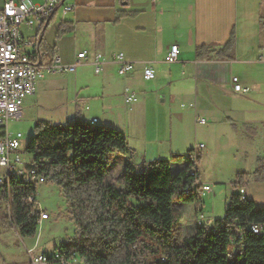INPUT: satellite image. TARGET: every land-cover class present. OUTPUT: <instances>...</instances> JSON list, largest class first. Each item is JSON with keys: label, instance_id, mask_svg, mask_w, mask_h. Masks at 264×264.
<instances>
[{"label": "crops", "instance_id": "1", "mask_svg": "<svg viewBox=\"0 0 264 264\" xmlns=\"http://www.w3.org/2000/svg\"><path fill=\"white\" fill-rule=\"evenodd\" d=\"M31 1L35 4L45 2ZM4 2L0 0V7ZM65 3L73 5L74 9L69 12L62 7L58 9L43 30L38 26L24 25L21 31L25 38L39 43L40 51L47 59L58 57L66 65L73 64L80 51H90L89 58L74 73L90 67L101 80L92 85L85 83V90L95 91L91 93L93 95L76 93L72 106L77 115L72 118L84 121L98 118L99 123L98 116L83 118L82 114L83 111H91L93 100L103 107L110 104L109 100L117 95L113 94V78L123 79L124 100L126 89L135 91L140 82L151 81L156 88V97L146 92L143 94L144 103L140 105L146 119L151 116L157 120L165 112L182 130L187 131L189 114L198 115L200 111L208 115V120L202 118L205 121L201 119L200 122L206 124L209 142L197 143L205 144L200 150L198 163L201 184L212 186L201 170L206 156L217 155V140L225 142L226 146L229 143L231 146L234 139L237 142L236 148L231 146L232 150L229 148L220 153V169L234 170L236 176L239 172L254 173L258 159L264 156V28L260 22L264 0H65ZM120 13L125 15L119 18ZM64 24L69 25L71 30L59 37V29ZM233 34L236 37L233 57H221L219 50ZM172 44L180 47L176 62L168 61ZM198 46H207L213 51L207 56L198 57ZM160 51L166 55V60L162 61ZM97 52L102 53L104 59L100 74L96 73L94 65ZM118 52H123L129 61L136 64L134 71L126 77L118 74V64L112 59L113 54ZM250 57L253 58L252 62L244 61ZM147 66L156 68V74L161 75L154 80H146L144 69ZM74 73L66 72L42 79ZM234 76L251 86L252 91L246 94L235 92ZM125 104L132 105L126 101ZM240 114L248 116L242 117ZM196 115L195 120L198 121ZM209 143L212 146L207 149ZM194 147H189L188 153ZM171 151L174 152V145ZM146 153L145 149L140 162L136 164L149 161ZM245 189L248 199L264 207V182L251 177ZM200 197L203 204L195 210V221L205 209L206 202L201 192ZM221 213L216 210L208 214L204 223L212 225L216 219L224 217L226 208Z\"/></svg>", "mask_w": 264, "mask_h": 264}, {"label": "trees", "instance_id": "2", "mask_svg": "<svg viewBox=\"0 0 264 264\" xmlns=\"http://www.w3.org/2000/svg\"><path fill=\"white\" fill-rule=\"evenodd\" d=\"M124 15L120 13L119 18ZM260 22L264 28V13ZM70 30L69 25H62L58 36ZM235 44L233 34L219 55L232 58ZM211 51L207 46L197 47L198 57ZM116 152L129 154L126 135L84 120L55 123L40 119L26 143L32 165L46 184L63 191L68 202V213L76 225L74 235L61 248L68 256L77 255L82 264H264V231L258 234L249 228L252 223L264 225V207L243 199L240 192L251 177L264 182V156L258 159L254 173L237 174L236 192L224 217L212 225L199 219L193 231L184 233L176 205L201 201L203 191L202 186H193L200 182V173L197 169L192 174L191 155L177 171L172 168L175 159L127 161L120 188L107 181ZM37 194L36 183L11 180L4 187L7 218L22 237L37 235L42 213ZM242 228L244 236L238 238ZM160 253L164 258L149 259Z\"/></svg>", "mask_w": 264, "mask_h": 264}, {"label": "rangeland", "instance_id": "3", "mask_svg": "<svg viewBox=\"0 0 264 264\" xmlns=\"http://www.w3.org/2000/svg\"><path fill=\"white\" fill-rule=\"evenodd\" d=\"M49 33L50 31H48ZM160 52L163 54L162 51ZM163 55L162 61L166 60V55ZM244 61L252 62L253 58H245ZM160 75L161 73L156 74V77L158 78ZM99 80L101 78L94 75L90 67L82 68L77 74L74 73L69 76L39 79L37 81V93L26 99L23 107V117L9 122L10 130L23 132L25 142H28L34 135L36 122L40 119L50 120L55 123L71 122L72 117L77 115L75 108L72 106L76 93L93 95L91 93L95 91L85 90L84 86L92 85L91 83ZM113 85L115 87L113 94L117 95L109 100V105L99 106L93 100L91 102V111H83L82 114L83 118H88L89 115L98 116L100 119L99 124L121 130L128 139L130 152L129 154L114 153L107 174L108 182H114L118 187L122 188L121 179L126 162L139 163L145 149L149 161L175 159L172 161V168L177 171V169L184 166L183 164L188 159L189 147H194L199 142H204L205 144L209 142L207 141L206 124L200 122L202 118L209 119L208 115H206L207 113L204 114L199 111L198 115L195 113L189 114L186 122L188 129L184 131L165 112L157 120L151 116L146 119L140 105L144 103V93L151 92L152 96L156 97V88L151 81L140 82V86H137L138 89L131 88L137 92V98L139 99L132 105H126L124 97H122V91L125 86L123 85V79L121 81L113 78ZM245 98L249 97L245 96ZM163 109L165 110L166 108L163 107ZM195 115L198 117V121L195 120ZM241 116L246 117L248 115ZM235 119L237 121V117ZM231 131L233 132V129ZM224 143L217 140L215 144L217 155L206 156L202 165L201 171L205 179L213 186V190L205 192V194L204 191H200L201 194L203 193V199L206 202L204 215L201 214L198 218L202 222L207 221L206 216L216 210L222 212L220 214L222 215L235 193L233 187V182L236 178L235 171L224 167L220 169L222 163H219V157L221 156L220 153L225 149H231V146L236 148L235 143L237 142L234 139L231 146L230 143L229 146ZM172 145H174V152L171 151ZM210 145L209 143L207 149L212 146ZM25 156L30 157L28 154H25ZM2 173L3 168L0 166V175ZM37 197L39 206L43 208L44 212L50 214V218L42 223L40 221L35 237H22L12 225L11 220L7 218L9 215V204L0 195V264H31L29 252L31 249H33L34 253L55 254L60 252L63 244L74 235L76 225L68 213V202L63 195V191L56 185L44 182L38 184ZM202 204L201 201H195L192 203L182 202L176 205V215L182 216L180 223L182 232L188 233L195 229L197 224V221H195L197 218L195 210L199 209ZM161 258H164L163 253L149 257L150 260ZM79 259L76 256L75 261H79Z\"/></svg>", "mask_w": 264, "mask_h": 264}, {"label": "built area", "instance_id": "4", "mask_svg": "<svg viewBox=\"0 0 264 264\" xmlns=\"http://www.w3.org/2000/svg\"><path fill=\"white\" fill-rule=\"evenodd\" d=\"M61 7L65 12L74 9V6L66 4L65 0H45L42 4H35L31 0H5L0 7V166L3 168V173L0 175V195L2 198L5 185L10 183L8 172H20L26 175L24 183L45 182L38 168L32 165L31 157L25 156L27 141L25 142L24 133L10 130L9 122L23 117L25 101L35 95L39 79L66 72L74 73L90 55L89 50H82L73 64L66 65L58 57L47 59L40 51L39 43L23 35L22 26H38L40 30H43L49 18ZM179 54V45L172 44L168 61H178ZM112 59L118 64L117 72L122 77L130 75L136 67V64L129 61L123 52L113 54ZM103 61V54L97 52L94 55L97 74L103 72ZM144 77L146 80L156 79V70L151 66L145 67ZM232 81L235 92L246 94L252 91V87L243 84L238 76H234ZM137 100V92L126 89L125 101L132 104ZM88 122L94 125L98 123V118H92ZM204 147V143L197 144L188 154L192 155V174L198 169L200 150ZM193 186H202L204 193L213 189L211 185L200 182L194 183ZM240 192L243 199L247 198L245 188H242ZM28 199L34 201L35 197L29 196ZM40 209L42 210L40 221L49 219L50 214L44 212L43 208L40 207ZM249 228H254L258 234L264 231V225L260 223H252ZM243 236L244 228L240 229L238 238ZM29 252L31 264H80L75 261L77 255L68 256L62 250L55 254L34 253L33 249ZM240 252L243 253V250Z\"/></svg>", "mask_w": 264, "mask_h": 264}, {"label": "bare ground", "instance_id": "5", "mask_svg": "<svg viewBox=\"0 0 264 264\" xmlns=\"http://www.w3.org/2000/svg\"><path fill=\"white\" fill-rule=\"evenodd\" d=\"M91 124H93V123H91ZM25 146H26V144H25ZM190 157L192 159V155ZM11 180L26 182V175H22V173H20V172H8V181H11ZM202 189H203V187H202ZM252 230L255 233H258V231L254 230V228H252ZM78 262H80V261H78ZM80 264H82V263L80 262Z\"/></svg>", "mask_w": 264, "mask_h": 264}, {"label": "water", "instance_id": "6", "mask_svg": "<svg viewBox=\"0 0 264 264\" xmlns=\"http://www.w3.org/2000/svg\"><path fill=\"white\" fill-rule=\"evenodd\" d=\"M48 26V22L46 23V25H45V28Z\"/></svg>", "mask_w": 264, "mask_h": 264}]
</instances>
